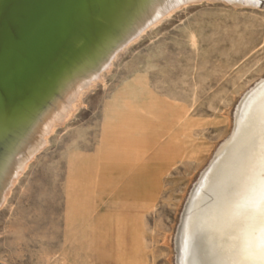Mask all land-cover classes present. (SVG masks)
Returning a JSON list of instances; mask_svg holds the SVG:
<instances>
[{
	"label": "rangeland",
	"instance_id": "374dc122",
	"mask_svg": "<svg viewBox=\"0 0 264 264\" xmlns=\"http://www.w3.org/2000/svg\"><path fill=\"white\" fill-rule=\"evenodd\" d=\"M113 60L0 209L4 262L178 264L190 193L264 77V4L182 6Z\"/></svg>",
	"mask_w": 264,
	"mask_h": 264
},
{
	"label": "bare ground",
	"instance_id": "6f19581e",
	"mask_svg": "<svg viewBox=\"0 0 264 264\" xmlns=\"http://www.w3.org/2000/svg\"><path fill=\"white\" fill-rule=\"evenodd\" d=\"M219 1L252 9L264 4L132 0L102 31L96 48L67 60L52 80L36 83L15 106L0 107V209L56 126L76 111L84 90L101 78L132 38L170 11ZM184 209L178 264H264V77L243 94L229 134L208 161ZM0 264L9 263L0 259Z\"/></svg>",
	"mask_w": 264,
	"mask_h": 264
},
{
	"label": "water",
	"instance_id": "95a60500",
	"mask_svg": "<svg viewBox=\"0 0 264 264\" xmlns=\"http://www.w3.org/2000/svg\"><path fill=\"white\" fill-rule=\"evenodd\" d=\"M131 1L0 0V107L15 106L67 60L96 48Z\"/></svg>",
	"mask_w": 264,
	"mask_h": 264
},
{
	"label": "snow or ice",
	"instance_id": "6c2138e0",
	"mask_svg": "<svg viewBox=\"0 0 264 264\" xmlns=\"http://www.w3.org/2000/svg\"><path fill=\"white\" fill-rule=\"evenodd\" d=\"M262 259H264V257H262Z\"/></svg>",
	"mask_w": 264,
	"mask_h": 264
}]
</instances>
